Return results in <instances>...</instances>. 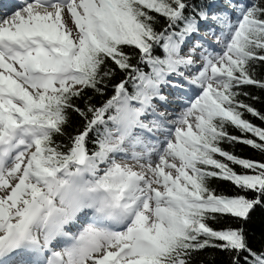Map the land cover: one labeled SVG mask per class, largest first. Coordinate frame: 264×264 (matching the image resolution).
Instances as JSON below:
<instances>
[{"label": "snow or ice", "instance_id": "6c2138e0", "mask_svg": "<svg viewBox=\"0 0 264 264\" xmlns=\"http://www.w3.org/2000/svg\"><path fill=\"white\" fill-rule=\"evenodd\" d=\"M262 97L264 0H0V264H264Z\"/></svg>", "mask_w": 264, "mask_h": 264}, {"label": "trees", "instance_id": "16d2710c", "mask_svg": "<svg viewBox=\"0 0 264 264\" xmlns=\"http://www.w3.org/2000/svg\"><path fill=\"white\" fill-rule=\"evenodd\" d=\"M250 91H252L254 94L256 95H261V93L254 89V88H250ZM252 103H254V105L257 108H260L261 110H264V97H262V99L260 101H252ZM249 119H253L255 120V118L249 116ZM257 123H259V121H256ZM235 151H237L239 154L241 155H253V152L250 148H248L247 146H243V145H238L235 149ZM262 217H261V213L259 210H257V212L253 213V220L250 223V227L253 229V237H254V244L256 246L259 245L260 242V236H261V231H262ZM207 258V253H202L199 256V259H206ZM222 259V257L218 254L217 255V260Z\"/></svg>", "mask_w": 264, "mask_h": 264}]
</instances>
